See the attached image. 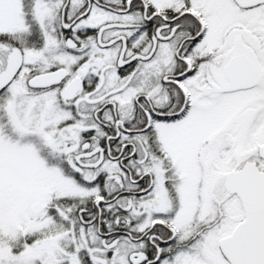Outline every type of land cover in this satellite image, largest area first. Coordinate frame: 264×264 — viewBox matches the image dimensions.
Returning a JSON list of instances; mask_svg holds the SVG:
<instances>
[{
  "label": "snow or ice",
  "instance_id": "6c2138e0",
  "mask_svg": "<svg viewBox=\"0 0 264 264\" xmlns=\"http://www.w3.org/2000/svg\"><path fill=\"white\" fill-rule=\"evenodd\" d=\"M0 264H264V0H0Z\"/></svg>",
  "mask_w": 264,
  "mask_h": 264
}]
</instances>
